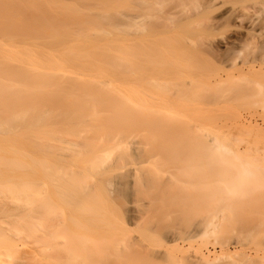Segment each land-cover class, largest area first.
<instances>
[{
  "label": "rangeland",
  "instance_id": "1",
  "mask_svg": "<svg viewBox=\"0 0 264 264\" xmlns=\"http://www.w3.org/2000/svg\"><path fill=\"white\" fill-rule=\"evenodd\" d=\"M9 1L20 8V13L28 10L29 14H24L26 11L21 13L22 18H28L26 23L30 22L26 25L28 28L25 36L28 41H42L43 49L48 45L44 43L42 36L49 30L44 34L42 31L45 32V27V30L38 31L41 35L37 38L38 33L32 31L33 18L44 23L48 21V25L49 21L57 24L55 17H58L59 20H66L65 25L71 21L75 26L79 23L78 19L82 20V14L90 12L92 17L88 15V20H82L85 23L83 26L90 25L89 22L97 25L98 22L99 29L105 27L104 34L91 32L86 38L99 44H109L110 58L116 64L107 73L112 80L107 85L111 96L125 110L130 125L147 129L136 137L140 142L137 143L138 148L152 147L158 151L144 170L145 179L151 183L150 189L146 188L144 192L137 194L136 190L129 187L127 192L125 190L127 196L134 199L136 204L133 205L138 207L151 198L150 204L158 205L153 208L156 214L165 218L175 217V221L178 220L181 224L177 225L178 221L173 222L172 218H167L165 223L169 222V231L179 229L180 225L185 230L189 225L193 229L198 225L201 230L204 224L206 226V230L199 234L197 231L200 230L195 228V237L188 231L185 234L184 230H178L180 243L177 248L181 247L182 250H175L178 251L175 253L171 247L166 251L170 263L264 264V250L259 251L261 246L264 248V209L260 208L261 211H258V204L264 205V9L260 4L263 0H200L201 4L196 3L197 0H41L49 7L46 5V8L41 3V7L45 9L43 8L42 13L41 8H36V12H40L35 15L27 4L32 3L31 1L36 3L37 0ZM105 1L114 7L108 9L103 3ZM17 4L24 5L25 8ZM65 4L70 6L69 12L58 8ZM204 6H210L209 11L198 13ZM61 11L66 12L67 17ZM74 12L77 15L79 13L80 17L74 18ZM30 13L31 17H27ZM23 14L26 16L23 17ZM52 14L57 16L54 15L53 19ZM36 15L39 19H35ZM104 18L107 22L102 20ZM59 20L60 25L63 20ZM52 22L50 23L53 24ZM56 24L53 25L59 26ZM80 25L72 27L69 38H74L75 34L72 33L83 31ZM235 29L246 33L247 38L221 46L219 38L227 37ZM103 35L109 40L106 41ZM12 40L20 45L19 48H31L25 45L22 36ZM99 52L102 53H97ZM41 55L44 57L42 53ZM70 64L78 70L74 61H70ZM241 65H244V72L237 71ZM250 65H255V71L249 69ZM230 71L234 73L230 74ZM49 78L62 81L65 85L83 82L59 76ZM107 79L109 78L97 79L98 85L95 86L106 87ZM154 126L161 129L156 136L149 133V128ZM185 143L204 148L203 156L201 153V157L198 153L187 156L182 152ZM222 144L228 146V151L220 150L219 153L220 146V149L227 150ZM48 162L60 167L62 173L67 169L50 158ZM121 182L120 179L118 183ZM111 187L114 196L107 198V205L113 216L112 224L116 221L113 225L117 227L118 222L124 219V214L119 211L121 204L117 202V188ZM262 191L263 196L259 198ZM67 212L65 204H0V216L5 214L6 221L3 224L0 222V264H63L62 259L56 255L49 256L46 252L39 251L37 241L52 235L60 238L66 228L72 233L85 235L84 225L90 219L47 221L48 214L57 215L60 219ZM180 213L183 217L188 216L185 218L191 217L188 225L187 219H183L185 226L181 220L183 217L177 218L181 216ZM34 215L38 218L33 217ZM75 223L82 227L77 228ZM51 226L55 228L53 234L48 232ZM118 231L115 229L116 234ZM118 233L120 235L109 234L110 243L126 249L149 239L148 234L141 229ZM183 237H186L187 242ZM171 250L174 253L171 254ZM166 253L162 254L164 261H160L161 254L156 256L159 260L155 257L158 264H168ZM129 256L126 261L117 264H150L149 259L145 262L144 259L147 258L144 255H136L137 260L133 255ZM38 259L40 262H37ZM95 261L98 262L96 259Z\"/></svg>",
  "mask_w": 264,
  "mask_h": 264
},
{
  "label": "bare ground",
  "instance_id": "2",
  "mask_svg": "<svg viewBox=\"0 0 264 264\" xmlns=\"http://www.w3.org/2000/svg\"><path fill=\"white\" fill-rule=\"evenodd\" d=\"M40 1L37 0L36 3L31 1L32 3L27 4L30 9H33L31 10L33 15L40 12L39 10L36 12L38 8H41L43 13L47 4ZM195 2L201 4L200 0ZM41 3L44 9L41 7ZM103 3L108 9L114 7V5L111 7L110 3H106V1ZM119 3L116 5L117 7ZM260 4L264 9V0ZM198 5L194 8L195 10ZM21 6L24 7V5ZM47 7L49 6L47 5ZM209 7L204 6L198 13L209 11ZM58 8L64 9L66 12L71 9L66 4ZM18 10L20 11V8H16L14 2L0 0V204H65L67 214H63L60 219L57 218V215L48 214L46 215L47 221L90 219L91 221L84 225L85 229L83 228V231L86 232L85 235L78 233L77 229V233H72L66 228L60 238L52 235L50 238L44 237L37 241L39 251L46 252L49 256L56 255L57 258L62 259L63 264H117L127 259L129 255H133V258H137L136 255L139 257L144 255L147 258L142 257L145 262L149 259L150 264H154V262L158 264L157 261L160 259L156 257L158 254L166 253L171 247L174 251L181 249V247L177 248L180 243H178L179 237L177 236L179 229L184 230L185 234L190 232L192 234H189L195 237V235L206 230V226L204 224V228L201 230L200 226L195 225L198 227L195 228L200 230L197 231V234L196 230L194 233L195 228L193 229L190 225L186 227V230L180 225L181 228L178 227L177 230L174 228V231H169L167 229L169 222L165 223L169 217L165 218L154 212L153 208L158 205L150 204L151 198H149V202L138 207L133 205L136 204V201L130 199L129 195L127 196L126 192L129 187L136 190L137 194L144 192L146 188L150 189L151 183L147 178L145 179L144 170L146 165L158 154V151L153 150L152 147L142 148L143 150L138 148L137 143L140 142L136 137L147 129L138 125H130L127 122L129 119L125 110L111 96V90L107 85L111 84L112 80L107 73L110 72L109 68L116 64L110 58L109 44H99L91 38H86L91 32H101L102 35L105 27L99 29L98 22L97 26L96 23L93 22L94 24H92L88 21L86 23L90 25L86 26V24L85 27L82 20H88L86 18L90 12L87 15L82 14L83 17L74 12L75 16H72L74 18L79 16L83 22L80 25L81 22L78 19L77 25L82 26V30L86 29V31L75 32L76 29L75 33H72L75 34L74 38L71 39L69 35L73 30V22L69 21L70 23L65 25L66 20L62 19V21L55 17L58 25V20L62 21L61 24L65 22L63 26L59 25L61 28H58L59 26L53 25L56 23L52 21H49L48 25L46 24L48 21L46 23L39 21L40 19L36 15L35 19L38 17L39 20L33 18L34 22H31V26L34 27L32 31L38 33L37 38L41 35L38 31L45 27V32L42 31L44 34L49 30L42 36L44 43L48 45L46 49H43L42 41L37 39L28 41V37L25 36L28 28L26 25L30 22L26 23L25 20L28 18H22L21 13L26 11L24 14H29V12L27 13L28 10L24 9L25 11L21 13ZM66 12L61 11L62 14ZM31 13L27 17H31ZM51 13L54 12L51 11ZM24 14L23 17L26 16ZM54 15L52 14L53 19ZM105 15L107 16V14ZM39 16L41 15L39 14ZM64 16L67 17L66 14ZM72 16L70 17L73 18ZM89 17L92 16L89 15ZM102 20L107 22L105 18ZM111 20L113 21L112 18ZM108 22L111 21L108 20ZM77 25L75 24V26ZM114 25L117 24L114 23ZM48 26L49 28H46ZM105 31L107 30L105 29ZM19 36H22L25 45H29L31 48H19L20 45L12 40ZM246 36V33L235 29L227 37L219 38L218 42L224 46L227 43L245 40ZM102 37L106 41L109 40L105 35ZM98 51L102 53H97ZM41 53L44 57H41ZM70 61H74L78 65V70L70 64ZM95 65H97L96 69L94 68ZM254 67L255 65H250L249 69L255 71ZM237 71L244 72V65H241ZM230 72V74L234 73L233 71ZM51 76L67 77V79L76 81L83 80L84 83L70 82V84L65 85L62 81L50 79ZM104 78H109L106 81V87L95 86L98 85L97 79ZM154 82L156 83V81ZM149 130L152 136H156L155 134L161 129L154 126ZM149 144L151 143L149 142ZM193 146L186 144L182 147V152L186 153L187 156H191V154L193 156L194 153H198L197 155L201 153L203 156L204 148L200 149L195 144ZM222 146L226 147L223 144ZM220 148L218 147L219 153L220 150L228 151V148L227 150ZM197 155L194 157L197 158ZM201 155L199 156L201 157ZM49 158L55 161L57 165L67 167L66 171L62 173L60 167L48 162ZM120 179L122 180L121 184L118 183ZM111 186L117 188V202L121 204L119 211L120 214H124V219L118 222L117 227L113 225L116 221L112 224L113 216H111V209L107 205L109 204L107 198L111 199L114 196V190ZM259 196V198L263 196V191ZM258 205V211L260 208L264 209L263 204ZM199 209L197 208V210ZM162 210L164 211V209ZM173 210L175 209L173 208ZM184 212L182 213L184 214ZM4 215L0 216L1 224L6 223ZM182 215L177 218H182ZM33 217L37 216L34 215ZM185 217L188 216L185 215L181 220L187 219L186 225H188V220H191V217L189 216V219ZM174 218H172L173 222L175 221ZM176 224L181 223L178 221ZM76 226L78 225L76 224ZM81 227L78 226L77 228ZM50 229L48 232L53 234L55 228ZM115 229L124 232L141 229L148 234L149 239L146 237L147 241L134 242L137 243L135 246L126 249V247L110 243L111 236L109 234H116ZM171 229L173 228L171 227ZM188 229H192L193 232ZM118 232L117 234H119ZM179 236L181 237V235ZM191 236L190 238H192ZM132 241H138V239H132ZM262 250L264 248L261 246L259 251ZM163 255L160 256L162 259ZM130 257L129 259H131ZM155 257L158 259L157 261ZM165 258L170 259L167 253ZM162 259L160 261H164ZM167 263L171 264L172 262L170 263L169 260ZM142 264L148 263L142 262Z\"/></svg>",
  "mask_w": 264,
  "mask_h": 264
}]
</instances>
